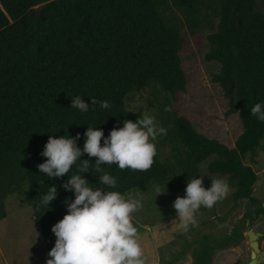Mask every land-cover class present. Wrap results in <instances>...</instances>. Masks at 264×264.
<instances>
[{
  "label": "trees",
  "instance_id": "trees-1",
  "mask_svg": "<svg viewBox=\"0 0 264 264\" xmlns=\"http://www.w3.org/2000/svg\"><path fill=\"white\" fill-rule=\"evenodd\" d=\"M43 3L39 14L35 8ZM184 26L191 33L212 31L204 58L216 62L219 71L211 82L227 100V114H237L242 125L231 148L197 132L174 108L177 95L186 90L179 54ZM146 89L160 96L159 127L167 134L159 136L158 145L169 146L171 161L157 155L146 172L103 165L117 179L115 189L99 185L91 171L84 178L94 187L122 194L157 185L177 194L189 179L199 177V165L215 156L208 174L226 177L234 203L248 202L250 225L263 215V204L253 196L257 175L243 163L246 156L254 162L257 152L264 151V122L250 112L264 103V13L255 11V0H0V221L7 216V198L25 194L50 252L56 241L51 229L67 214L65 200L75 197L61 187L68 175L48 180L37 168L46 162L41 153L49 135L79 134L82 150L87 127L102 130L107 138L126 120L135 122L142 112L128 110L125 99ZM76 96L89 105L88 112L71 109ZM91 98L111 107L92 105ZM166 106L172 111L166 112ZM86 159L96 160L81 157ZM53 185L58 197L51 210H37L40 197ZM201 209L215 216V205ZM243 239L239 226L228 235L195 231L164 264H174L187 251L192 264H213L215 251Z\"/></svg>",
  "mask_w": 264,
  "mask_h": 264
},
{
  "label": "clouds",
  "instance_id": "clouds-1",
  "mask_svg": "<svg viewBox=\"0 0 264 264\" xmlns=\"http://www.w3.org/2000/svg\"><path fill=\"white\" fill-rule=\"evenodd\" d=\"M91 103L98 104L101 109L111 107L108 101L95 98H91ZM89 108L80 96L71 99V109L86 113ZM164 110L171 112L172 108L166 106ZM250 112L251 116L264 122V103H256ZM166 134L167 129L159 127L155 117L144 114L135 122L126 120L122 128L111 130L107 138L102 130L87 127L82 150L77 146L79 134L75 138H70L67 133L60 138L49 135L41 153L46 162L37 168L48 180L68 175L70 178L61 187L73 192L75 198L65 200L67 214L51 229L56 241L46 264H148L138 229L132 222L133 214L143 207V192L129 198L120 191H105L91 185L84 174L91 171L98 176L99 185L115 189L117 179L105 172L103 165L112 167L115 164L120 170L146 172L157 156V147L152 141ZM84 155L96 158L95 163L81 160ZM47 189L40 197L37 210L49 208L58 197L57 186ZM231 190L223 178L211 179V187L207 189L203 186V177L189 179L185 196L177 197L172 205L176 212L172 224L188 232L190 227L198 225L196 216L202 207L212 209L226 199ZM155 191L156 197L165 194L159 185Z\"/></svg>",
  "mask_w": 264,
  "mask_h": 264
},
{
  "label": "rangeland",
  "instance_id": "rangeland-1",
  "mask_svg": "<svg viewBox=\"0 0 264 264\" xmlns=\"http://www.w3.org/2000/svg\"><path fill=\"white\" fill-rule=\"evenodd\" d=\"M255 11L264 13V0H255ZM182 33L184 47L179 54L186 76V90L177 95L174 108L180 116L189 120L197 132L209 139L219 140L231 148L242 132V125L237 114H227L228 102L220 87L211 82L212 76L219 71L216 62H207L204 58L208 50L207 35L212 31L191 33L184 26ZM160 101L158 94L154 95L151 89H146L128 95L125 105L130 111H141L142 115L155 117L159 126ZM152 142L156 144L159 158L163 162L171 161L169 146L158 145L159 136ZM214 158L215 156H211L199 165L198 178L203 177V186L206 189L211 187V179L226 180L224 176L208 174L207 166ZM243 163L251 166L257 175L253 196L264 206V151L257 152L254 162L246 156ZM138 192L141 191L123 194L133 198ZM232 192L233 189L226 199L215 204L214 217L200 209L196 216L198 225L190 227L185 233L176 224H172L176 219L172 205L177 197L185 196V190L177 194L165 192L158 197L154 186L144 191L143 207L133 214L132 222L138 229L148 264L167 263L173 254L179 252L192 239L195 231L214 236L228 235L234 226H239L243 231L244 239L233 248L215 251L214 264H249L251 249L246 235L249 230L262 234L259 244L264 252V214L250 225L246 219V215L250 213L248 202L239 200L234 203ZM6 212L7 216L0 221V264H46V260L50 258L49 252L45 248L39 227L32 221L26 195L9 196L6 200ZM192 260L191 252L187 251L174 264H192Z\"/></svg>",
  "mask_w": 264,
  "mask_h": 264
},
{
  "label": "water",
  "instance_id": "water-1",
  "mask_svg": "<svg viewBox=\"0 0 264 264\" xmlns=\"http://www.w3.org/2000/svg\"><path fill=\"white\" fill-rule=\"evenodd\" d=\"M46 4L47 3H43L35 8L36 10H39V14L44 9ZM34 12L35 10H33L30 14H33ZM246 235L248 237V244L251 249L249 264H264V252L261 251L259 244V239L262 234L249 230L247 231Z\"/></svg>",
  "mask_w": 264,
  "mask_h": 264
},
{
  "label": "crops",
  "instance_id": "crops-1",
  "mask_svg": "<svg viewBox=\"0 0 264 264\" xmlns=\"http://www.w3.org/2000/svg\"><path fill=\"white\" fill-rule=\"evenodd\" d=\"M214 264V263H213Z\"/></svg>",
  "mask_w": 264,
  "mask_h": 264
}]
</instances>
